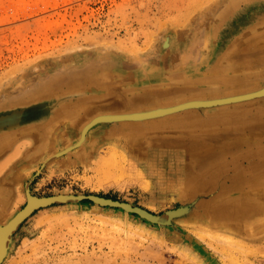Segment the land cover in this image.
Listing matches in <instances>:
<instances>
[{
	"label": "rangeland",
	"instance_id": "obj_1",
	"mask_svg": "<svg viewBox=\"0 0 264 264\" xmlns=\"http://www.w3.org/2000/svg\"><path fill=\"white\" fill-rule=\"evenodd\" d=\"M262 25L264 0H0V116L23 123L0 153V224L25 204L36 171L37 196L92 193L156 214L194 201L170 225L89 200L54 203L18 225L1 264H264V215L221 212L241 190L264 192V183L231 179L264 163V147L190 186L197 130L162 129L149 141L122 135L123 122H101L40 168L97 114L231 93L233 81H243L238 90L263 84ZM239 34L253 38L251 48L237 47ZM73 98L97 105L77 116L57 109L45 129L31 125Z\"/></svg>",
	"mask_w": 264,
	"mask_h": 264
},
{
	"label": "bare ground",
	"instance_id": "obj_2",
	"mask_svg": "<svg viewBox=\"0 0 264 264\" xmlns=\"http://www.w3.org/2000/svg\"><path fill=\"white\" fill-rule=\"evenodd\" d=\"M257 28L255 30H257ZM248 29L249 27L246 29V31H244V33H246ZM258 29L264 30V26H259ZM240 34L237 47H239L240 49L251 48L253 38H251L248 34H242V36L240 37ZM212 67L218 68L219 70L221 69L220 66H218V63H213ZM242 82L233 81V85H228L229 87L234 86L233 88L236 89L231 93L206 97L203 96L200 98L195 97L186 100L217 99L233 95H239L264 88L263 83L257 87H252L251 89L246 88L245 90H238L237 88H240V86H242ZM47 90H49V88H44L43 92H47ZM198 92H207V90ZM104 98L105 97H102L101 100L103 101ZM102 101L100 103L103 106L110 105ZM172 104H162L152 108L165 107ZM96 105L97 103H94L86 98H73L58 101L56 102L54 107L50 108H54L53 110L48 109V112H42V114L40 113L34 121H31V125H35V127L38 129H45L48 127V124L52 118V114L57 109H59L60 111H69V113H74V116H77V114L81 111H91ZM227 105H233L230 106L232 107V109H228L229 107H225ZM202 108H210L214 109L215 111L207 114H205L204 112L199 113V111H204L201 110ZM207 112L209 111L207 110ZM20 118L21 115L17 113L16 115L13 113L0 116V153L3 148L8 145L11 136L17 132L16 127L19 123H21ZM74 120L76 121L77 117H75ZM120 122H123L125 126V132L122 135H125V137H127L128 139H135V136L140 133L143 134L146 139L152 141L155 139L154 137H152V135L154 134L153 132L162 131V129H169L171 131L179 133L183 131L192 133L197 130V132H199L200 140L197 142L194 141L191 143V145H189L193 153L192 161L194 160L195 166L197 167V171L195 170L194 174H190L188 180L191 181L190 186H198L207 184L208 181L217 177V174L222 169L229 167L232 168L244 156L264 147V95L245 100L234 101L231 103L210 105L197 108H186L181 111L167 113L160 116L145 118L141 120H123ZM112 148L114 149L113 153H115L116 155L117 152L115 151L118 150L116 145H113L111 149ZM211 157H213L214 159L210 161L209 158L211 159ZM231 179L234 180V183L239 185L260 186L264 183V163H252L251 166L247 168H242L235 175V177H232ZM1 193L2 190L0 188V194ZM233 198L235 199L230 203V205L221 208V212L224 215H229L228 213H234L236 215H247L249 212H253L256 209H258L257 212L262 213V215H264L263 191H259L256 189L252 192L247 190H241V193L237 194V196ZM112 240L113 239L111 238V240L109 241ZM115 242L117 241H113L112 245H114Z\"/></svg>",
	"mask_w": 264,
	"mask_h": 264
},
{
	"label": "water",
	"instance_id": "obj_3",
	"mask_svg": "<svg viewBox=\"0 0 264 264\" xmlns=\"http://www.w3.org/2000/svg\"><path fill=\"white\" fill-rule=\"evenodd\" d=\"M261 95H264V88L239 95H233L217 99H190L169 106L157 107L148 110L98 114L93 116L91 119H89V121H87L83 125L79 139L76 142L66 146L65 148L55 152L53 155L48 157L45 161L42 162L40 168H42L51 158L60 156L78 146L83 140L86 131L97 123L116 122L123 120H141L145 118L160 116L167 113L181 111L186 108H197L210 105L231 103L234 101L259 97ZM38 172L39 171H36L35 174L31 177V179L25 184V204L18 211H16L5 223L0 224V264L7 253L9 243L11 241V236L13 232L17 229L18 225L33 211L42 207L50 206L54 203L79 202L83 200H89L102 206H113L122 208L127 212L137 214L139 217L151 223L162 225H170L172 219L188 213L194 203V201H191L190 203L182 204L175 208L167 209L163 213L156 214L141 206L133 205L127 201H121L118 199L104 197L92 193H56L51 195L37 196L31 193L29 182L33 179L35 175L38 174Z\"/></svg>",
	"mask_w": 264,
	"mask_h": 264
}]
</instances>
